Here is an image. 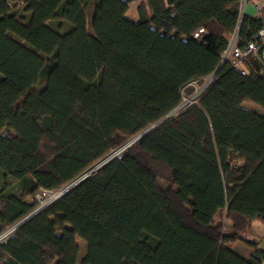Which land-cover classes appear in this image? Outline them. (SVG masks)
<instances>
[{
	"label": "trees",
	"instance_id": "16d2710c",
	"mask_svg": "<svg viewBox=\"0 0 264 264\" xmlns=\"http://www.w3.org/2000/svg\"><path fill=\"white\" fill-rule=\"evenodd\" d=\"M130 2L0 0V233L157 124L23 221L0 264H262L229 247L264 224V114L243 106L264 109V76L221 58L242 0H148L137 21ZM263 25L245 13L239 44Z\"/></svg>",
	"mask_w": 264,
	"mask_h": 264
},
{
	"label": "built area",
	"instance_id": "2783aa9c",
	"mask_svg": "<svg viewBox=\"0 0 264 264\" xmlns=\"http://www.w3.org/2000/svg\"><path fill=\"white\" fill-rule=\"evenodd\" d=\"M7 1L11 6L24 7L31 0H7ZM247 3L248 0H242L239 24L237 29L231 36L227 48L221 53L222 63L228 62L232 68L239 70L240 73L243 75L254 72L257 75L264 76V25L245 44H239V40H238L239 27L245 15ZM253 5L257 9L258 13L264 15V0H253ZM203 33H205V30L201 28L194 33V37L200 40L201 34ZM217 72L218 70L214 71L211 75L207 76L202 84H198L196 82L190 83L195 87L193 94L190 96H184V100L175 108L173 113L180 111L186 108L187 106L197 104L201 96L215 81ZM134 142H135V138L129 141L124 146H122L121 148L109 153L99 162L95 163L92 167H90L85 172H83L75 180L71 181L62 188H58L55 190L41 189L37 193V201H38L37 206L24 218L20 219L19 221L12 224L11 226H9L7 229H5L0 233V244L4 243L9 237H13L16 232V229L23 221L30 218L35 213L39 212L40 210L50 205L52 202L62 197L70 188H72L74 185L79 183L81 179L83 180L86 177H88L91 173L96 171L98 168H100L109 160L113 159L114 157H121L123 152L128 147H130Z\"/></svg>",
	"mask_w": 264,
	"mask_h": 264
},
{
	"label": "crops",
	"instance_id": "0c3cea01",
	"mask_svg": "<svg viewBox=\"0 0 264 264\" xmlns=\"http://www.w3.org/2000/svg\"><path fill=\"white\" fill-rule=\"evenodd\" d=\"M140 3L145 4L147 12L150 14L148 0H131L129 9L127 11V16L133 21H137L139 19L138 6L140 5ZM222 212L224 213L222 209L217 211L214 217L215 224H218L216 218ZM243 237L244 240H237L229 244V247L241 256L248 258L254 252L255 247L250 245L249 242L257 243V248L264 250V224H262L261 222L254 221L247 228L245 234L243 233ZM262 264H264V262Z\"/></svg>",
	"mask_w": 264,
	"mask_h": 264
},
{
	"label": "rangeland",
	"instance_id": "374dc122",
	"mask_svg": "<svg viewBox=\"0 0 264 264\" xmlns=\"http://www.w3.org/2000/svg\"><path fill=\"white\" fill-rule=\"evenodd\" d=\"M93 10H94V7H93V6H90V7L88 8V11H87V14H88V24H87V27H88V29H90V30H91V19H92V15H93ZM245 13H246L247 15H251V16H252V15H256V14H258L257 9H256L255 6L253 5V1H249V2L247 3ZM43 87H44V82H39L37 85H35V88H36V89H41V88H43ZM243 106L246 107V108L249 109V110H252V111L258 112V113H260V114H264V109H263L261 106L255 104V103H253V102H251V101H246V102H244ZM133 139H134V138H133ZM133 139H132V140H133ZM99 161H100V160H99ZM99 161H98V162H99ZM66 185H67V184H66ZM61 188H62V187H61ZM35 199H36V201H37V195H36ZM37 202H38V201H37ZM216 221H217L218 224L221 223V222H223V221H225V213H223V212L220 213L219 216H217ZM244 234H245V232H244ZM77 242H78L79 247H80V251H79V254H78V262H79L80 259H81V257H82V256L85 254V252H86V249H87V243H86L85 240H83V239L80 238V237L77 238Z\"/></svg>",
	"mask_w": 264,
	"mask_h": 264
},
{
	"label": "water",
	"instance_id": "95a60500",
	"mask_svg": "<svg viewBox=\"0 0 264 264\" xmlns=\"http://www.w3.org/2000/svg\"><path fill=\"white\" fill-rule=\"evenodd\" d=\"M156 126H157V124H154V125L150 126L149 128L145 129L143 132H141V133L135 138V141H136L137 139H139L140 137H142L143 135H145L146 133H148L149 131H151L152 129H154ZM91 169H92V168H91ZM91 169H90V170H91ZM81 181H82V179H81Z\"/></svg>",
	"mask_w": 264,
	"mask_h": 264
}]
</instances>
